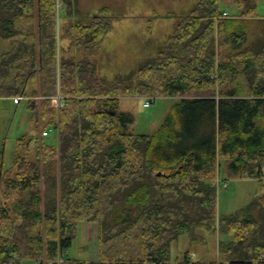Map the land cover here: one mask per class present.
<instances>
[{
	"label": "trees",
	"instance_id": "16d2710c",
	"mask_svg": "<svg viewBox=\"0 0 264 264\" xmlns=\"http://www.w3.org/2000/svg\"><path fill=\"white\" fill-rule=\"evenodd\" d=\"M234 2L238 15L221 20L220 0H197L154 56L109 81L69 55L100 51L108 7L85 23L71 20L75 0H0L11 44L0 97L21 96L40 130H57L55 143L35 141L33 158L16 153L14 176L0 173V264H264V194L216 214L222 162L236 177L264 173V18L252 32L256 2ZM130 95L143 107L178 101L154 134H135L120 108ZM83 221L97 225L95 262L67 255ZM194 228L230 236L218 241L223 260L171 261L172 242Z\"/></svg>",
	"mask_w": 264,
	"mask_h": 264
},
{
	"label": "rangeland",
	"instance_id": "374dc122",
	"mask_svg": "<svg viewBox=\"0 0 264 264\" xmlns=\"http://www.w3.org/2000/svg\"><path fill=\"white\" fill-rule=\"evenodd\" d=\"M196 1L75 0L73 11L76 12L71 20L87 23L90 16H94L101 7L106 6L112 15V30L106 36L99 52L90 53L81 49H73V57L94 62L99 75L106 80L112 81L117 77L126 76L144 59L156 54L157 49L165 44L175 24ZM254 1L257 5L258 16L264 18V0H249L250 4ZM220 7L229 10L228 14L234 13L237 8L234 2L223 1ZM171 11L174 14L166 15ZM154 12L158 14V17L153 20L148 29L149 19ZM62 13L64 12L61 11ZM261 28L260 18H256V21L251 23L250 30L260 33ZM10 45V39L0 37V51L8 50ZM239 81L243 82V79ZM28 87L29 89L37 88V81H30ZM120 100L121 109L132 112L135 117L130 131L135 134H154L178 98L158 96L148 107H143L145 98L141 96L130 95ZM42 124L43 121L38 124L34 120L24 99L14 103L11 97H0V173L3 171L10 177L15 174L12 164L17 152L28 159L35 156V139ZM22 135L27 137L28 150L25 147L27 145L18 144V139ZM55 135L56 132L52 131L48 137L42 139L55 143ZM222 163L216 181V214L218 217L235 213L264 194V176L262 179L236 177L228 171L226 162ZM113 215L114 213H109L108 219ZM96 233L95 223L79 222L77 234L67 255L81 261H97ZM229 237L204 228H194L192 232L182 234L177 241L172 242L171 261L173 262L175 258L182 259L185 252L190 254L192 260L221 261L223 256L218 250V241L229 239Z\"/></svg>",
	"mask_w": 264,
	"mask_h": 264
},
{
	"label": "crops",
	"instance_id": "0c3cea01",
	"mask_svg": "<svg viewBox=\"0 0 264 264\" xmlns=\"http://www.w3.org/2000/svg\"><path fill=\"white\" fill-rule=\"evenodd\" d=\"M222 1L223 2H234V0H220V3H222ZM235 3V2H234ZM236 4V3H235ZM236 6H237V4H236ZM192 7V6H191ZM256 7H257V5H256ZM221 9H222V12H227V16L226 17H228V16H230V15H232V14H237L238 15V6H237V8H236V11L234 12V13H232V14H228V13H230V12H228L229 10H227V9H223L222 7H221ZM190 10V9H189ZM154 13H156V12H154ZM157 14V13H156ZM172 14H174L172 11L171 12H168L166 15H172ZM186 14V13H185ZM184 14V15H185ZM154 15V14H153ZM153 15L151 16V18H153ZM158 15V14H157ZM183 15V16H184ZM112 16V15H111ZM182 16V17H183ZM158 17V16H157ZM157 17H155V18H157ZM181 17V18H182ZM238 17V16H237ZM150 18V19H151ZM180 18V19H181ZM225 17H221V20L222 19H224ZM258 18H261V17H259L258 16ZM149 19V20H150ZM251 31H253L252 29H251ZM108 35V34H107ZM105 40V39H104ZM167 40V39H166ZM104 42V41H103ZM60 43H61V45H63V46H65V47H67V45H68V42H67V40H62V41H60ZM103 44V43H102ZM101 47H102V45H101ZM101 50V49H100ZM99 52V51H98ZM97 53V52H96ZM70 56H73V51H71V53L69 54ZM77 56V55H76ZM78 57V56H77ZM80 57V56H79ZM76 59H81V58H76ZM145 60V59H144ZM143 62V61H142ZM144 103V102H143ZM120 108H121V100H120ZM122 110V109H121ZM52 131H55L56 132V135H55V140L57 139V130H50V131H48V134L46 135V136H41L40 135V133H41V130H39L38 129V135H37V138L35 139V141L36 140H38V142L40 143V142H42L43 141V137H48L49 136V134L52 132ZM36 146V145H35ZM27 150H28V142H27ZM14 169V168H13ZM15 170V169H14ZM16 172V171H15ZM14 176V175H13ZM263 176H264V173H263ZM263 176L261 177V178H257V179H262L263 178ZM10 177V176H9ZM98 255V254H97ZM190 255V254H189ZM89 257H90V253H89V251H88V259H89ZM172 257V256H171ZM175 259H177V258H175ZM87 260V259H86ZM179 260V259H178Z\"/></svg>",
	"mask_w": 264,
	"mask_h": 264
},
{
	"label": "built area",
	"instance_id": "2783aa9c",
	"mask_svg": "<svg viewBox=\"0 0 264 264\" xmlns=\"http://www.w3.org/2000/svg\"><path fill=\"white\" fill-rule=\"evenodd\" d=\"M226 16H227V12H222L221 17H226ZM153 98H154V97H153ZM21 99H22V97H21V96H18V97L13 98V101H14V103H15V102H18V101L21 100ZM148 104H149V101L147 100V101L144 103V105L147 106ZM48 131H50V129H49V130H41L40 135H41V136H45V135L48 134Z\"/></svg>",
	"mask_w": 264,
	"mask_h": 264
},
{
	"label": "water",
	"instance_id": "95a60500",
	"mask_svg": "<svg viewBox=\"0 0 264 264\" xmlns=\"http://www.w3.org/2000/svg\"><path fill=\"white\" fill-rule=\"evenodd\" d=\"M161 174H163V173H160V172L157 173V175H161Z\"/></svg>",
	"mask_w": 264,
	"mask_h": 264
}]
</instances>
